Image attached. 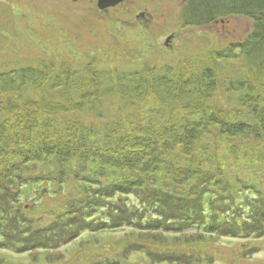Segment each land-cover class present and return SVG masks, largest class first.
<instances>
[{
	"label": "trees",
	"instance_id": "obj_1",
	"mask_svg": "<svg viewBox=\"0 0 264 264\" xmlns=\"http://www.w3.org/2000/svg\"><path fill=\"white\" fill-rule=\"evenodd\" d=\"M234 17L250 19L252 30L243 41L229 45L224 52L214 53V62L222 60L228 65L230 60L242 58L246 63L238 73L230 69L222 71L227 76L224 93H233L236 101L249 110L236 120L228 121L216 109L210 115L202 111L205 93L213 91L222 76L210 70L209 63L214 65V62L208 57L200 76L202 89L197 85L199 78L194 80L188 74L181 78V73L191 67L190 63L166 65L161 69L155 63L157 68L147 65L128 73L118 72L117 67L104 71L83 66L77 70L66 65L58 71L46 60L38 65L27 61L18 62L14 68L8 64L1 66L0 247L4 245L22 253L40 243L47 247L34 248L36 256L34 260L31 258L34 263L41 257L48 264L65 260L64 254H58L56 260L50 251L49 247H55L51 244L53 239L42 240L47 238L43 237L47 233L41 234L38 229L43 218L37 213L25 216L35 209L34 203L19 215L14 210L11 212L16 208L13 202L17 201L18 191L24 188L27 191L35 188L36 193L61 200L66 206L57 205L59 213L72 211L69 205L76 202L68 203L74 200L87 207L91 205L90 209L99 213L86 217L81 208L80 215L72 220L68 218L70 229L51 222L53 230L60 231L67 244L75 242L80 231L92 229L91 225H102V231H106V226H115L112 229L116 232L128 227L137 238L132 235L127 239L132 243L126 244V254L137 250L151 258L150 250L142 249L145 244L143 239H138L140 235L157 238L161 233L166 243L184 233H192V237L198 233L212 239L218 236L213 224L219 221L230 225V220L221 219L236 207L240 213L235 211L234 223L240 230L239 235L249 226L253 230L248 235L259 233L264 239V230L257 225L261 215L255 216L264 207V100L255 103L258 99L255 92L264 85V0H186L179 19L184 28L204 29ZM255 79L259 82L256 86ZM151 87L159 102L155 103L157 109L149 107ZM115 97L123 104V118L132 119L128 125H122L127 120L117 122V115L107 121L100 106L96 111L99 124H81L79 114L85 113L89 99L100 102L102 98ZM161 105L171 115L162 130H155L153 119L146 123L142 119L152 109L157 112L149 113L150 116L158 117ZM177 109L183 113L180 119L172 117ZM138 116L143 117L141 121H137ZM220 140L237 143L238 154L233 157L236 165L232 172H223L220 158L216 159L211 151L210 143ZM204 165L219 174L203 169ZM217 175L223 176L221 185L229 187L223 196L205 190ZM235 175L239 176L237 183ZM244 175L251 178L248 181L253 185L242 179ZM256 183L261 189L255 188ZM236 187L240 190H234ZM72 193L76 198H70ZM223 209L226 211L222 214ZM88 232L99 238L98 233ZM26 234L25 241L30 239L31 244L18 247L24 243ZM177 243L185 244L178 239ZM250 243L246 241L249 249L242 250L245 258L262 249ZM165 254L160 263L189 264L182 252ZM195 257L198 258L193 262L197 264H211L216 256L204 252Z\"/></svg>",
	"mask_w": 264,
	"mask_h": 264
},
{
	"label": "rangeland",
	"instance_id": "obj_2",
	"mask_svg": "<svg viewBox=\"0 0 264 264\" xmlns=\"http://www.w3.org/2000/svg\"><path fill=\"white\" fill-rule=\"evenodd\" d=\"M97 2L98 0H0V68L4 64H8L9 68H14L18 62L24 64L27 61L30 65H38L41 63L40 61L46 60L51 62L58 71H61L60 68L66 65L77 70L83 66L97 67L98 70L104 71L117 67L118 72L128 73L129 71L141 70L145 66L155 63L159 64V69L166 65L172 67L173 65L180 66L190 63L191 67L181 73V78L186 74L193 75L191 77L194 80L199 78L197 85L199 89H202L200 76L203 66H206L205 59L207 57L212 58L214 62V53L224 52L229 45L243 41L252 30V21L243 17L217 21L215 24L204 27V29L184 28L179 19L184 0H129L114 6V8L105 9L103 12L97 9ZM141 12L146 13V18L143 20L139 18ZM144 21L147 23H143ZM171 36V42L169 46H166V40ZM245 64L242 58L230 60L228 65L227 63L224 64L222 60L217 63L214 62L213 66L209 63L210 70H214L218 74L220 72L222 76L220 75L213 91L205 93L206 99L210 98L204 100L205 104L202 111L205 115L215 113L213 109H216L217 113L223 114L228 121H231L249 111L236 101V96L233 93H224V83H227V79H225L227 76L222 72L230 69L238 73L244 70ZM154 66L156 67V65ZM21 67H26V65ZM185 80L184 78L183 82ZM253 83L255 86L259 84L258 79H255ZM258 90L257 94L255 92L258 98L255 103L264 100V92L261 93L262 90L264 91V85ZM149 93L148 100L152 103L149 107L157 109L155 107L158 100L154 96L153 87L149 88ZM238 97L240 98V96ZM117 98L107 100L102 98L100 99L101 103L89 99L84 108L85 113L79 114L81 124L88 126L99 124L96 111L100 106L103 107V111H101L103 118L106 117L107 121L117 115V122L127 120L122 125H128V121L132 119L123 118L121 111L123 104ZM153 109L147 111L149 116L142 121L146 123L148 119H153L152 129L162 130L168 124L171 114L167 112L165 106L161 108L158 117L150 116L149 113L157 112ZM172 117L180 119L183 117V113L177 109L172 113ZM141 118L143 117L138 116L137 121H141ZM210 147L216 159L220 158L222 171L231 170L232 172L236 165V162L233 165V157L238 154L235 150L237 143L230 144L228 141L220 140L216 144L210 143ZM208 160L209 158L206 159L207 163ZM202 161L204 162V160ZM203 169L210 172L216 171L208 165H204ZM114 170L116 169L114 168ZM215 174H219V172L216 171ZM234 177L237 183L239 176L235 175ZM222 178V175L221 177L217 175L216 180L210 182L215 187L208 184L205 190H212L223 196V191L228 190L229 187L225 184L221 185ZM242 179L251 180L248 175H244ZM247 183L253 185L251 181ZM255 188L261 189L257 183ZM27 189L18 191L17 201L14 200L13 202L16 208L11 209V212L14 210L16 215H19V212H23L26 208L29 210V206L35 204V209L25 216L27 218L29 215L36 216V213L40 215L45 222L43 219L40 220L42 223L38 224L40 225L38 229H40L41 234L47 233L43 236L47 238L42 240L47 242L54 240L51 244L55 247L49 248L53 255H56V260L58 254L65 256L64 262L57 261L58 263L53 264H163L159 260L169 251L182 252L184 258H188L189 264H197L193 262L194 258H198L195 257L196 254L203 255L204 252L216 256L211 264H264L263 237L259 233L257 236L248 235L249 230H253L249 226L247 231L245 230L239 235L240 230L234 223L235 217H237L235 211L239 212L238 207L221 219L225 220L224 222L230 220V225L227 223L223 225L219 221L213 224L214 233H217L218 236L216 235L212 239L204 238L198 233H195L193 237L191 236L192 233H184L179 237L173 236L174 238L169 239V242L166 243L161 233H158L160 235L157 238L149 234H146L145 237L140 235L138 239H143L142 244H145L142 249L148 248L150 250L152 256L150 258L137 250L129 255L126 254L128 249L126 244L132 243L127 239L134 234L133 229L128 227L116 232L115 229H112L115 226H106V231H102V225H91L92 229L80 231L77 240L68 243V245L67 240H63V234L57 229L53 230L50 223L57 222L60 228L70 229L71 227L67 225L68 221L80 215L81 208L86 217L89 215L98 216L99 213L93 212L90 209L91 205L84 206L81 202H77L78 200L68 203L76 202L74 205H69L72 207V211L59 213L61 211L58 206L62 208L66 206L61 203V200L36 193L35 188L29 191ZM234 190L237 191L240 188L236 187ZM234 190L231 191L234 193ZM13 192H17V190ZM72 197L76 198L75 194H70V198ZM238 202L236 201V203ZM85 207L87 208L84 210ZM225 211L223 209L221 213L223 214ZM1 213L3 212L1 211ZM257 215H261L257 224L258 228L264 230V207L260 213L255 212V216ZM12 216L14 217L13 214ZM87 230L98 233L99 238L95 239V236L89 235ZM135 237L137 238V235ZM24 238V243L18 247L25 244L28 247V244H31L30 239L25 241L27 234ZM192 238L196 239L191 240ZM177 239L185 244L177 243ZM246 241H251L250 245L260 246L262 249L255 253L248 251L252 256L245 258L242 256V250L249 249ZM41 247H47V245L39 243L34 248L41 249ZM34 248H27L21 253L2 245L0 247V264H32L36 256V253H33ZM155 254H158V257ZM37 261L34 264H48L42 257ZM203 264L210 263L204 262Z\"/></svg>",
	"mask_w": 264,
	"mask_h": 264
},
{
	"label": "water",
	"instance_id": "obj_3",
	"mask_svg": "<svg viewBox=\"0 0 264 264\" xmlns=\"http://www.w3.org/2000/svg\"><path fill=\"white\" fill-rule=\"evenodd\" d=\"M126 0H98L97 2V9L99 11H102L105 10V9H108V8H114V6L118 5V4H121L123 2H125ZM172 36L169 37L167 40H166V46H169V43L171 42Z\"/></svg>",
	"mask_w": 264,
	"mask_h": 264
},
{
	"label": "flooded vegetation",
	"instance_id": "obj_4",
	"mask_svg": "<svg viewBox=\"0 0 264 264\" xmlns=\"http://www.w3.org/2000/svg\"><path fill=\"white\" fill-rule=\"evenodd\" d=\"M126 1H129V0H126ZM124 3H125V2H124ZM183 4H184V5L186 4V0H184V3H183ZM119 5H120V4H119ZM184 5H183V6H184ZM183 6H182V7H183ZM109 9H110V8H109ZM103 11H105V10H103ZM149 15H150V14H149ZM139 18L142 19V20L145 19V18H146V13H142V12H141V15H139ZM150 19H151V18H150ZM143 23H147V21H144ZM170 49H171V47H170Z\"/></svg>",
	"mask_w": 264,
	"mask_h": 264
}]
</instances>
